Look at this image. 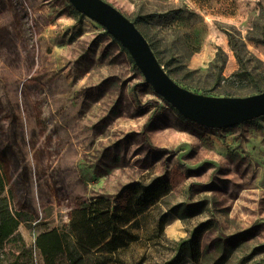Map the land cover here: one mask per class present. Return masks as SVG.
Wrapping results in <instances>:
<instances>
[{
    "label": "rangeland",
    "instance_id": "rangeland-1",
    "mask_svg": "<svg viewBox=\"0 0 264 264\" xmlns=\"http://www.w3.org/2000/svg\"><path fill=\"white\" fill-rule=\"evenodd\" d=\"M104 1L146 20L158 60L194 72L193 92L221 89L241 68L229 35L245 44L243 66L264 73V0ZM0 173L30 247L51 230L88 239L72 224L87 202L101 226H126L142 210L136 191L159 180L128 264L164 263L195 230L209 257L225 246L224 264H264V119L223 130L184 119L68 0H0ZM180 205L201 211L181 219Z\"/></svg>",
    "mask_w": 264,
    "mask_h": 264
},
{
    "label": "trees",
    "instance_id": "trees-1",
    "mask_svg": "<svg viewBox=\"0 0 264 264\" xmlns=\"http://www.w3.org/2000/svg\"><path fill=\"white\" fill-rule=\"evenodd\" d=\"M133 22L141 31L139 23H144L146 20L137 19ZM141 33L143 34L142 31ZM150 45L153 50L154 46L151 43ZM229 45L235 50V56L241 68L230 77L220 76L218 85L223 83L221 89H204L201 94L214 97H239L242 95L241 93L246 92L245 96L247 97L263 93L264 73L260 75L251 73L243 66L241 53L245 50L244 42L233 35H229ZM199 52V49L195 51V53ZM154 53L158 59L157 52ZM223 54L224 52L219 48L217 59L212 63L213 67L218 68L219 73H221L222 68L218 66L217 61L218 57ZM160 63L174 80L179 81L175 80L177 83L193 91L190 87L196 86H193L188 78L194 72L187 71L184 67L173 68L171 62ZM262 119L264 117L250 122L257 123ZM158 181L155 180L144 187V191H136V199L142 210L126 226L117 227L109 218H106L108 225L101 226L100 223L92 220L95 207L92 203L87 202L78 208L72 219V224L76 228H82L86 231L88 239L79 238L75 229L70 232L51 230L39 233L34 247H30L18 232L21 225V215L11 212L5 204L6 199L2 198L6 185L0 173V264H37L36 252H39L43 264H128L122 258V255L141 241V237L136 235L134 230H141L140 224L147 217L152 204H154V207L157 206V203L152 201V196L157 189L155 186H157ZM181 207H183L182 213L176 210L172 211L181 219L192 217L201 211L199 205L197 207L190 205ZM162 225L160 231H162ZM232 250L233 248L224 246L220 253L218 251V256L209 257L208 251L202 250L198 231L195 230L190 237L176 244L173 256L162 264H183L186 259L193 264H207V262H210V264H224L230 258ZM246 262V259H242L238 264Z\"/></svg>",
    "mask_w": 264,
    "mask_h": 264
},
{
    "label": "water",
    "instance_id": "water-1",
    "mask_svg": "<svg viewBox=\"0 0 264 264\" xmlns=\"http://www.w3.org/2000/svg\"><path fill=\"white\" fill-rule=\"evenodd\" d=\"M74 9L98 22L128 51L145 83L184 119L223 130L264 117V92L247 97H214L177 83L161 65L150 43L133 21L104 0H68Z\"/></svg>",
    "mask_w": 264,
    "mask_h": 264
},
{
    "label": "crops",
    "instance_id": "crops-1",
    "mask_svg": "<svg viewBox=\"0 0 264 264\" xmlns=\"http://www.w3.org/2000/svg\"><path fill=\"white\" fill-rule=\"evenodd\" d=\"M229 59H230V57H229ZM199 62H202V63H200L201 65H203V63L206 61V59H204V58H202V57H199ZM207 60H210V58L209 59H207Z\"/></svg>",
    "mask_w": 264,
    "mask_h": 264
}]
</instances>
